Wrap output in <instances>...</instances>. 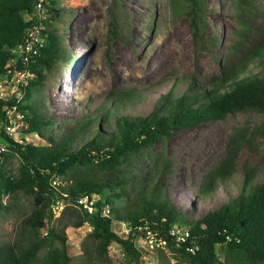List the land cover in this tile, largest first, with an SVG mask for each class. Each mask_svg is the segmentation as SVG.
<instances>
[{
	"label": "trees",
	"instance_id": "trees-1",
	"mask_svg": "<svg viewBox=\"0 0 264 264\" xmlns=\"http://www.w3.org/2000/svg\"><path fill=\"white\" fill-rule=\"evenodd\" d=\"M35 2L0 0V74L6 62L15 57L11 50L22 42L24 27L31 22L24 21L22 15L31 12ZM42 5L46 14L56 15L54 0H43ZM233 6L235 14L247 20H241L238 39L230 45L229 55L236 60L228 69L218 60L220 78L212 76L204 85L192 81L178 94L170 88L143 115L119 109L117 105L128 101L129 92L114 90L108 108H96L93 118L81 119L57 139L48 136L46 142L42 140L45 143L35 144L23 137L13 140L0 126L4 140L0 142V156L7 151L19 159L16 177L0 169V210L11 208L1 197L16 190L30 196L32 202L19 221L17 238L12 243H0V264H37L36 253L41 247L47 249L40 264H72L63 232L47 225L55 201L78 209V219L72 225L89 224L84 239L100 260H106L107 248L115 242L126 257L125 264H144L148 252L158 264H225V260L264 264V178L253 183L254 172L243 165L238 191L232 194L229 190L241 145L256 152L255 139H264V125L251 130L236 128L229 134L223 156L204 171L197 188V196L203 197L215 191L218 183L226 197L198 217L186 218L169 200L160 179L165 160L158 163L154 157L146 169L139 164L157 140L184 127L222 120L237 112L264 115V73L242 75L250 61L264 56V31L254 29L249 21L257 6L255 0H234ZM205 7V0H172V8L184 17L196 49H208L211 44L203 33ZM246 8H253L251 15L245 16ZM40 33L43 45L27 65L35 79L25 90L41 81L43 70H49L60 57L56 30L44 26ZM213 41L215 45L217 38ZM11 104L0 100V124L6 120L4 106ZM27 110L25 105H16L25 131L40 133L43 138L41 126L49 128L51 120L28 116ZM87 125L92 126L90 130L85 129ZM86 132L80 143L71 146L75 135ZM261 158L264 160V152ZM82 196L93 199L91 211L77 203ZM116 224H123L126 232H116ZM136 235H148L153 243L146 248L136 246ZM54 243L57 246L53 247ZM216 244L223 245L224 261L218 258Z\"/></svg>",
	"mask_w": 264,
	"mask_h": 264
},
{
	"label": "rangeland",
	"instance_id": "rangeland-1",
	"mask_svg": "<svg viewBox=\"0 0 264 264\" xmlns=\"http://www.w3.org/2000/svg\"><path fill=\"white\" fill-rule=\"evenodd\" d=\"M56 15L46 14L43 27L53 28L60 36V57L49 70H43V79L29 86L20 103L29 108L28 116L51 120L52 126H41L40 133L26 132L21 122L14 138H25L33 143H45L48 136L57 139L76 124L96 115V108H108L114 90L128 91L127 100L118 104L119 109L135 114H146L158 97L170 88L182 92L190 82L208 84L212 76L220 78L219 62L230 68L236 57L230 56V45L237 41L241 20L235 14L234 0H205L203 14L205 39L208 49H196L185 19L172 8V0H54ZM257 6L249 20L254 29L264 31V0H255ZM246 7V6H242ZM253 8L244 9L245 16ZM216 37L215 45H212ZM264 73V56L250 61L242 75ZM22 117V116H21ZM96 124H99L96 123ZM264 125V115L256 112L228 114L222 120L201 122L184 127L168 138L157 140L148 157L139 163L143 168L165 160L160 179L171 203L184 212L186 218L198 217L214 207L226 196L221 185L216 184L211 194L197 196L204 171L223 156L227 138L236 128L254 129ZM92 126L85 127L90 130ZM83 135H75V146ZM81 138V140H80ZM44 140V141H42ZM4 140L0 138V142ZM256 152L241 145L234 160L232 183L229 190L235 194L240 185L243 165L254 172L253 183L264 178V139L256 137ZM5 152V151H4ZM0 169L9 177H16L19 159L10 152L0 156ZM60 181L59 179L57 180ZM63 182V180H62ZM9 203L8 211L0 210V243H12L17 238L21 217L32 206L30 196L16 190L2 196ZM76 211V212H74ZM78 209L70 204L52 212L47 225L62 231L67 240V251L72 264H125L121 247L112 242L107 248L106 260L92 252L84 236L90 231L88 223L73 227ZM113 229L126 232L123 224ZM136 235L134 244L149 247L153 240ZM57 246L54 243L53 247ZM46 247H41L37 264ZM223 245L216 244L218 258L224 261ZM144 264H158L150 252ZM172 263V260H170ZM225 264H237L225 260ZM134 264V263H129ZM241 264V263H240Z\"/></svg>",
	"mask_w": 264,
	"mask_h": 264
},
{
	"label": "built area",
	"instance_id": "built-area-1",
	"mask_svg": "<svg viewBox=\"0 0 264 264\" xmlns=\"http://www.w3.org/2000/svg\"><path fill=\"white\" fill-rule=\"evenodd\" d=\"M42 1L36 0L31 12L23 13V20H31V22L24 27L22 42L11 50L15 57L6 62L3 72L0 74V100L12 101L10 106H4L6 120L0 126L3 132L13 140L18 139H15L14 136L18 132L19 125L23 122L20 113L16 111V105L21 104L20 98L26 86L35 79V73L27 65L31 63L33 56L38 53L39 48L43 45V36L40 30L43 29L42 22L45 20L46 13ZM0 150H3V146H0ZM92 202L93 199L87 196L77 199V203L88 211L92 209ZM60 206L61 203L55 201L51 205V211L54 212Z\"/></svg>",
	"mask_w": 264,
	"mask_h": 264
}]
</instances>
